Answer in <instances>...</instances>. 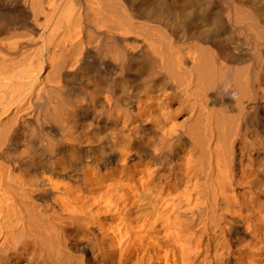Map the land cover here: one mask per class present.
Here are the masks:
<instances>
[{
	"label": "bare ground",
	"instance_id": "6f19581e",
	"mask_svg": "<svg viewBox=\"0 0 264 264\" xmlns=\"http://www.w3.org/2000/svg\"><path fill=\"white\" fill-rule=\"evenodd\" d=\"M0 264H264V0H0Z\"/></svg>",
	"mask_w": 264,
	"mask_h": 264
}]
</instances>
